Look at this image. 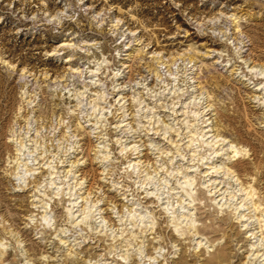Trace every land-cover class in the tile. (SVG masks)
Wrapping results in <instances>:
<instances>
[{
	"label": "rangeland",
	"instance_id": "374dc122",
	"mask_svg": "<svg viewBox=\"0 0 264 264\" xmlns=\"http://www.w3.org/2000/svg\"><path fill=\"white\" fill-rule=\"evenodd\" d=\"M261 82L264 0H0V264H264Z\"/></svg>",
	"mask_w": 264,
	"mask_h": 264
},
{
	"label": "bare ground",
	"instance_id": "6f19581e",
	"mask_svg": "<svg viewBox=\"0 0 264 264\" xmlns=\"http://www.w3.org/2000/svg\"><path fill=\"white\" fill-rule=\"evenodd\" d=\"M235 28L237 29V33L239 34L241 31L239 30V22H236V25H235ZM243 34V32L239 35V37H237L235 40H236V42H237V45H239L240 46V44L241 43H243V41H242V35ZM246 38H249V36H248V34L246 33ZM234 40V41H235ZM245 47H244V45H243V47H241L240 48V50H242V49H244ZM251 51V50H250ZM243 53V52H242ZM251 54V53H250ZM251 56V55H250ZM195 59V57H192V59H191V62ZM214 59V58H213ZM215 60V62L214 63H216V65H217V60H216V58L214 59ZM254 63V62H253ZM218 64H219V62H218ZM255 64V63H254ZM252 77V76H251ZM258 82V81H257ZM264 84V82H261L260 83V85L262 86ZM258 90H259V88L257 89V91H255V93H257L258 92ZM263 89H261L260 91H262ZM239 152H237L236 154H235V156H237V154H238ZM241 154V153H240ZM215 185V184H214ZM188 188H189V186L187 185L186 187H184V190H186L187 191V193H186V195H188V196H191V193L189 192V190H188ZM250 193V192H249ZM260 205V204H259ZM257 211H264L263 210V207H261V206H258L257 207ZM262 213V212H261Z\"/></svg>",
	"mask_w": 264,
	"mask_h": 264
}]
</instances>
